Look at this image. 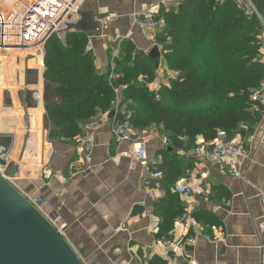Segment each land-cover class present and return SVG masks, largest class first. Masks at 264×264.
Masks as SVG:
<instances>
[{
    "label": "crops",
    "instance_id": "1",
    "mask_svg": "<svg viewBox=\"0 0 264 264\" xmlns=\"http://www.w3.org/2000/svg\"><path fill=\"white\" fill-rule=\"evenodd\" d=\"M237 1L251 9L250 0ZM179 3L85 0L75 30L87 33L96 69L106 73L121 52L123 40L116 42V35L127 39L131 32L129 39L146 53L156 44L133 24V14L157 16L161 8L176 10ZM102 13L115 17L103 29L95 20ZM262 53L264 58V44ZM44 55L45 49L42 54L31 49L0 53V148L9 169L18 168L15 187L62 231L84 264H158V257L167 264L161 249L169 251L175 264H264V115L253 126L240 125L231 136L252 153L240 179L206 160L214 140L200 136L188 150L172 149L163 126L135 129L147 145L152 169L170 172L155 178L143 163L122 155L135 143L115 139L112 127L119 120L110 111L107 118L104 112L95 116L103 126L90 159L82 151L80 134L73 139L49 137L46 104L58 97L55 86L45 80ZM171 72L162 57L151 87L169 85ZM166 75L168 82L162 83ZM179 181H188L192 192L176 194L179 204L172 209L184 212L174 218L169 237H161L164 219L158 204L164 199L170 208L168 195ZM146 188L152 189V197Z\"/></svg>",
    "mask_w": 264,
    "mask_h": 264
},
{
    "label": "trees",
    "instance_id": "2",
    "mask_svg": "<svg viewBox=\"0 0 264 264\" xmlns=\"http://www.w3.org/2000/svg\"><path fill=\"white\" fill-rule=\"evenodd\" d=\"M250 2L251 9L237 0H180L176 10L161 8L156 18L166 24L154 40L176 75L158 90L151 87L157 66L130 39H123L120 54L102 73L86 32L68 31L64 40L52 35L45 44L44 77L58 100L46 104L49 137L73 139L98 113H114L120 85L125 89L116 118L140 130L163 126L172 149L188 150L200 136L210 141L225 131L231 137L240 125L257 124L263 115L251 95L264 77V0ZM176 194L168 195L170 208L164 199L158 204L161 237H169L174 218L184 212L172 209L179 204Z\"/></svg>",
    "mask_w": 264,
    "mask_h": 264
},
{
    "label": "built area",
    "instance_id": "3",
    "mask_svg": "<svg viewBox=\"0 0 264 264\" xmlns=\"http://www.w3.org/2000/svg\"><path fill=\"white\" fill-rule=\"evenodd\" d=\"M84 1L0 0V50L31 49L36 53L42 54L47 40L52 35L57 34L59 36L62 32L65 37L67 33L66 31L63 32L65 30V22H69L75 14L79 13L78 11ZM114 19L113 15L106 13L97 14L95 18L98 27L101 29L107 27ZM132 22L147 35L150 41L155 39L159 29L166 24L164 17L156 18L154 15L142 14H133ZM131 34V32L127 33L125 38H132ZM123 39L121 35H116L114 38L116 42H121ZM262 61L264 62V58H262ZM124 89V85H120L116 89V99L112 104L113 111H115L114 115L119 110ZM251 99L255 103L256 109L264 115V77L259 87L253 91ZM108 116L109 112L103 114V118ZM102 124L101 117H93L82 128L79 138L86 159H90L96 147V136L102 129ZM112 134L120 142L135 143L131 150L122 152V155L132 157L136 161L143 163V169L151 173L153 177L163 178L164 172L162 170L152 169L149 163L147 145L144 140L136 137L135 128H133L130 121L126 119L116 121L112 127ZM251 154V149L245 144L232 139L227 132L219 131L214 139L212 148L206 153L205 158L212 165L218 166L221 173L230 174L234 178L240 179L243 177L242 168L250 160ZM1 158H4V156L1 155ZM9 173L10 169L8 166L0 165V175H3L13 184L17 177L11 178ZM145 192L148 197H152V189L146 188ZM174 192L188 196L192 190L188 181H179L174 187ZM262 199L264 218V196ZM31 203L33 202L31 201ZM261 228L264 231V220ZM171 245L169 243V246ZM261 250L264 260V244L261 246ZM159 254L167 260V264H175L167 249H161Z\"/></svg>",
    "mask_w": 264,
    "mask_h": 264
},
{
    "label": "water",
    "instance_id": "4",
    "mask_svg": "<svg viewBox=\"0 0 264 264\" xmlns=\"http://www.w3.org/2000/svg\"><path fill=\"white\" fill-rule=\"evenodd\" d=\"M147 54L159 68L163 57L159 45L154 44ZM0 165L8 163L0 157ZM17 174L18 168L12 167L9 176L14 178ZM0 264H84L62 231L3 175H0Z\"/></svg>",
    "mask_w": 264,
    "mask_h": 264
},
{
    "label": "rangeland",
    "instance_id": "5",
    "mask_svg": "<svg viewBox=\"0 0 264 264\" xmlns=\"http://www.w3.org/2000/svg\"><path fill=\"white\" fill-rule=\"evenodd\" d=\"M245 2H246V0H244ZM248 1V0H247ZM82 8H83V6H82ZM81 8V9H82ZM251 8H252V6H251ZM79 12V11H78ZM78 13L77 14H75V16L68 22H65V30L63 31V32H68V31H71V30H73V29H75V27H76V23H77V19H78ZM61 35H59L58 37L59 38H63L64 37V34L61 32L60 33ZM62 36V37H61ZM262 52H263V48H262ZM263 54V53H262ZM172 74H173V77H174V75H176V73L175 72H171ZM166 77V78H165ZM164 77V79L162 80V83H164V82H168V79H167V75ZM161 83V82H160ZM161 85H163V84H161ZM165 85V84H164ZM158 87H159V85H158ZM158 87L157 88H154V87H152V89H158ZM3 150H1V148H0V157H1V155H3ZM16 181V180H15ZM16 185L18 184V182H14ZM14 185V184H13ZM15 186V185H14Z\"/></svg>",
    "mask_w": 264,
    "mask_h": 264
},
{
    "label": "bare ground",
    "instance_id": "6",
    "mask_svg": "<svg viewBox=\"0 0 264 264\" xmlns=\"http://www.w3.org/2000/svg\"><path fill=\"white\" fill-rule=\"evenodd\" d=\"M77 20H78V19H77ZM97 28H98V27H97ZM3 51H4V50H0V53L3 52ZM12 88H14V87H12ZM25 133H27V132H25Z\"/></svg>",
    "mask_w": 264,
    "mask_h": 264
}]
</instances>
